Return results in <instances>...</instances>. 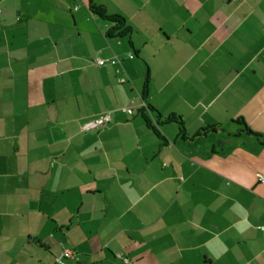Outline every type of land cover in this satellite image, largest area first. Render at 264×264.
<instances>
[{
  "label": "crops",
  "instance_id": "crops-1",
  "mask_svg": "<svg viewBox=\"0 0 264 264\" xmlns=\"http://www.w3.org/2000/svg\"><path fill=\"white\" fill-rule=\"evenodd\" d=\"M146 103L222 130L162 143ZM237 118L264 136V0H0V264H264V145Z\"/></svg>",
  "mask_w": 264,
  "mask_h": 264
},
{
  "label": "trees",
  "instance_id": "trees-1",
  "mask_svg": "<svg viewBox=\"0 0 264 264\" xmlns=\"http://www.w3.org/2000/svg\"><path fill=\"white\" fill-rule=\"evenodd\" d=\"M89 11L92 15L99 17L100 19L106 21L108 23V27L106 30V37L110 39L115 38H125L131 35L132 28L127 24L125 19L116 14H109L105 7L102 5H98L95 3L89 4ZM147 95V86L144 85L142 89V98L146 100ZM138 113L143 119L146 127L160 140V142L165 143L166 139L160 132V127L166 124H175L177 126V138L190 141L193 137H196L200 134L214 133L222 130L219 125H211L205 128H201L199 132L190 137L185 129L182 118L176 114H170L168 116H162L159 112L150 104L146 103ZM155 114L154 117H150L151 114ZM234 124L240 127L239 133H244L249 136H253L257 139L261 145H264V136L261 134L253 132L244 122L242 118H237L233 121Z\"/></svg>",
  "mask_w": 264,
  "mask_h": 264
},
{
  "label": "built area",
  "instance_id": "built-area-1",
  "mask_svg": "<svg viewBox=\"0 0 264 264\" xmlns=\"http://www.w3.org/2000/svg\"><path fill=\"white\" fill-rule=\"evenodd\" d=\"M75 10H77V7H75ZM129 58H132V56H129ZM99 65L103 64L102 61L98 62ZM123 113H127L128 115L133 114V110L131 108H122L120 110ZM111 121V116L110 114L106 113L103 115H99L95 118H91L86 120L85 122L80 124V131L81 132H90V131H95L98 129H101L105 126H107ZM260 181H264V178L262 176H259ZM261 231H264V225L260 226L259 228ZM73 258V252L70 251L69 249L63 248L62 252L55 258V261L61 262L65 259Z\"/></svg>",
  "mask_w": 264,
  "mask_h": 264
},
{
  "label": "clouds",
  "instance_id": "clouds-1",
  "mask_svg": "<svg viewBox=\"0 0 264 264\" xmlns=\"http://www.w3.org/2000/svg\"><path fill=\"white\" fill-rule=\"evenodd\" d=\"M249 226L250 225H248L247 222H245V223L239 225L238 227H239V230L242 232V231H244Z\"/></svg>",
  "mask_w": 264,
  "mask_h": 264
}]
</instances>
